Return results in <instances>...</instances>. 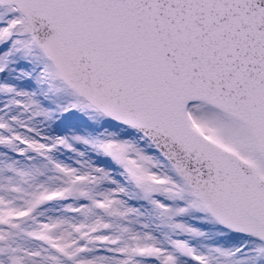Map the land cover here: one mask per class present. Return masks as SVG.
Wrapping results in <instances>:
<instances>
[{
  "label": "snow or ice",
  "instance_id": "obj_1",
  "mask_svg": "<svg viewBox=\"0 0 264 264\" xmlns=\"http://www.w3.org/2000/svg\"><path fill=\"white\" fill-rule=\"evenodd\" d=\"M0 264H264V0H0Z\"/></svg>",
  "mask_w": 264,
  "mask_h": 264
}]
</instances>
